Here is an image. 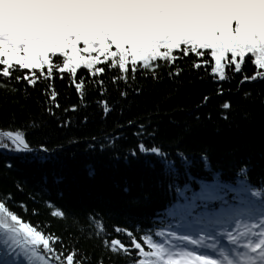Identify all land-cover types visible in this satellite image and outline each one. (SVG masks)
I'll list each match as a JSON object with an SVG mask.
<instances>
[{
	"label": "snow or ice",
	"instance_id": "obj_1",
	"mask_svg": "<svg viewBox=\"0 0 264 264\" xmlns=\"http://www.w3.org/2000/svg\"><path fill=\"white\" fill-rule=\"evenodd\" d=\"M188 57L194 59L184 68L179 62ZM165 68L173 83L188 73L189 83L215 85L216 97L229 96L223 110H232V98H238L245 121L256 111L264 117V0H0V98L28 109L0 123V150L31 152L28 133L50 121L68 128L74 120L87 125L95 115H123L132 97L163 82ZM57 79L70 89L66 99L74 96L75 102L61 103ZM212 99L204 95L201 106ZM117 125L134 128L141 138L129 155L154 154L169 175L177 172L167 153L143 142L154 130L133 120ZM107 139L114 143L119 136ZM41 152L48 149L41 145ZM202 159L210 170L207 157ZM247 172L245 165L234 184L214 173L211 182L197 181L198 192L190 183L176 186V200L167 209V216L178 219L176 228L203 231L226 213L240 212L239 206L215 208L233 193L250 223L240 232L236 221L237 228L226 233L235 247H221L219 255L215 243H206L214 239L208 234L109 226L103 213L68 212L50 201L43 210L29 209L20 202L24 213L52 218L34 226L10 207L13 194L0 192V264H264V183L253 186L244 178ZM53 220L59 232L48 231Z\"/></svg>",
	"mask_w": 264,
	"mask_h": 264
},
{
	"label": "trees",
	"instance_id": "obj_2",
	"mask_svg": "<svg viewBox=\"0 0 264 264\" xmlns=\"http://www.w3.org/2000/svg\"><path fill=\"white\" fill-rule=\"evenodd\" d=\"M192 59L194 57L184 58L179 63L188 68ZM247 70L252 69L249 66ZM166 72L165 68L162 83L148 87L139 97H132L123 115L117 112L107 120L95 115L87 125L74 120L68 128H58L55 121H50L28 133L31 152L0 150V192L13 194L14 203H10V207L34 226L52 218L24 213L18 207L20 202L29 209L43 210V204L50 201L68 212L103 213L109 226L118 224L145 230L150 227L153 232L171 228L178 233L197 235L201 234L199 228L191 232L176 228L178 219L166 215L168 207L176 200V186L190 183L192 190L198 192L197 181L211 182L214 173L219 174L223 182L234 184L240 169L246 165L248 172L244 178L259 188L264 183V117L256 111L253 120L245 121L240 116L238 98H232L236 105L232 110H223L220 105L229 96L216 97L215 85L208 81L189 83L188 73L173 83L167 79ZM147 83L151 85V81ZM56 85L63 93L62 104L75 102L74 96L66 99L70 89L59 79ZM204 95H213V99L201 106ZM27 110L0 98V123L7 125L12 113L19 118L22 111ZM225 115L228 119H224ZM128 120L145 123L148 131H155V136H145L143 142L167 153L168 160L175 164L176 173L169 175L162 158L154 154L129 155L141 138L132 134L134 128L118 127L117 122L126 124ZM116 136L119 139L114 143L107 139ZM90 144L96 145L94 150L89 148ZM101 144L105 145L103 151ZM41 145L48 149L47 154L39 150ZM178 153L187 158L189 167L184 166ZM205 156L210 170L204 167L202 158ZM233 196L229 193L228 203L216 202L215 208L219 211L221 207L227 210L239 206L240 212L226 213L207 228L235 219L243 227L250 223L247 210L238 200L234 201ZM48 231L59 232L54 220Z\"/></svg>",
	"mask_w": 264,
	"mask_h": 264
},
{
	"label": "rangeland",
	"instance_id": "obj_3",
	"mask_svg": "<svg viewBox=\"0 0 264 264\" xmlns=\"http://www.w3.org/2000/svg\"><path fill=\"white\" fill-rule=\"evenodd\" d=\"M224 240H227V238H225Z\"/></svg>",
	"mask_w": 264,
	"mask_h": 264
},
{
	"label": "water",
	"instance_id": "obj_4",
	"mask_svg": "<svg viewBox=\"0 0 264 264\" xmlns=\"http://www.w3.org/2000/svg\"><path fill=\"white\" fill-rule=\"evenodd\" d=\"M41 151V149H39Z\"/></svg>",
	"mask_w": 264,
	"mask_h": 264
}]
</instances>
